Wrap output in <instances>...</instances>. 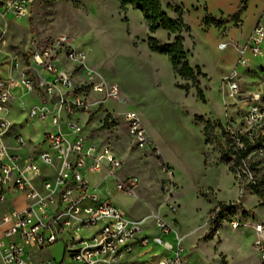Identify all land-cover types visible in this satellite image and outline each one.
Instances as JSON below:
<instances>
[{"label": "rangeland", "instance_id": "obj_1", "mask_svg": "<svg viewBox=\"0 0 264 264\" xmlns=\"http://www.w3.org/2000/svg\"><path fill=\"white\" fill-rule=\"evenodd\" d=\"M5 1L0 0V7ZM263 3L264 0H255L258 8L251 5L242 16L243 29L227 23L228 35L227 25L205 26L197 12L186 15L185 22L191 31H183L182 35L191 65L200 66L207 74L201 78L205 102L197 97L195 88L186 93L176 87V83L189 82L174 73L166 55L150 56L148 37L152 35L160 43H166V32L151 34L137 10L128 14V22L127 12L120 9L118 0H33L28 16L7 14L0 21V75L6 79L12 68L24 65L32 36L45 39L66 33L89 54L92 50L98 58L92 69L106 80H115L123 86V102L139 112L145 127L172 164L179 186L174 196L180 207L176 223L185 239L188 259L200 264H264L252 245L253 224L264 222L262 200L252 190L254 184L264 181V104L260 106L261 118L257 122L250 119L252 93L264 94V53L258 57L246 54L245 59L250 63L239 67V52L234 45L246 42L254 14ZM178 4L179 0H162L163 10L176 17ZM225 41L232 44L220 50L219 44ZM154 66L158 69L160 86L152 78L150 67ZM235 68L240 72L242 89L239 96L231 97L228 79ZM14 94L11 106V118L16 123L14 131L31 136L27 140L42 148L48 146L42 143L45 133L55 132L56 128L50 121L39 122L29 114L33 107H40L39 98L26 94L19 85ZM106 116L104 108L95 111L84 133L90 142L109 146L123 160L122 176L136 174L137 194L114 193L111 202L128 217L144 219L157 211L163 201L161 167L138 150L120 121L110 115L104 125ZM198 116L211 122L221 119L224 130L236 137L237 146L243 147L240 141L248 139L251 143L258 142L260 147L248 154L242 166H234V145L226 144L218 127L212 135L205 136L203 125L196 120ZM63 128L67 132L66 123ZM90 180L93 184L99 182L94 176ZM110 184H99L103 198L109 197ZM221 204L230 206L223 217L218 215ZM232 217L242 218L246 225L231 230L228 221ZM64 250L65 241L60 240L42 252L31 253V257L34 261L52 259L54 264H76ZM162 251V247L150 244L132 259H147Z\"/></svg>", "mask_w": 264, "mask_h": 264}, {"label": "built area", "instance_id": "obj_2", "mask_svg": "<svg viewBox=\"0 0 264 264\" xmlns=\"http://www.w3.org/2000/svg\"><path fill=\"white\" fill-rule=\"evenodd\" d=\"M32 1L6 0L0 7V21L7 14L28 16ZM263 42L261 17L246 43L234 44L239 52L238 66L246 64V54H261ZM231 44L225 41L218 47L224 50ZM239 73L235 68L228 79L231 97L239 96L242 89ZM78 74H82L80 83L75 79ZM18 85L41 102L40 107L30 110V116L39 122L50 121L56 128L55 132L45 133L42 143L48 146L33 144L27 155L15 152L29 143L14 131L11 118ZM251 99L254 104L250 106V119L257 122L264 94L253 92ZM108 100L123 101L121 84L106 80L93 70L87 50L66 33L45 39L32 36L24 65L12 68L6 79L0 75V204L13 193L26 199L23 207L0 216L1 264H54L52 259L34 261L31 253L42 252L60 240L65 241V255L76 264H125L128 257L150 244L162 247L163 251L135 264H200L186 260L185 239L176 223L180 207L174 197L179 190L174 170L133 108L107 114L120 121L135 146L160 165L163 201L157 211L144 219L128 217L111 202L113 192L137 194L139 179L122 176L123 161L114 151L90 142L84 134L90 117ZM92 105H96L95 110ZM63 123L72 138L62 132ZM93 175L111 180L113 188L108 198H103L91 182ZM228 224L236 231L246 221L232 217ZM252 229V245L264 263V223L256 222Z\"/></svg>", "mask_w": 264, "mask_h": 264}, {"label": "trees", "instance_id": "obj_3", "mask_svg": "<svg viewBox=\"0 0 264 264\" xmlns=\"http://www.w3.org/2000/svg\"><path fill=\"white\" fill-rule=\"evenodd\" d=\"M249 0H240V6L237 12L229 18L236 25L241 20V13L247 8V3ZM120 4V9L127 12V7L132 6L134 9L139 10L144 20L149 28L151 34H154L158 30H164L168 32L169 37L172 34L175 36L167 43H160L159 40L150 35L148 37V46L151 52L166 55L173 67L174 73L183 80L188 81V84L176 83V87L189 93L191 88L196 89L197 97L205 102V96L203 89L201 88V78H206L207 74L202 71L200 66H192L189 61V51L185 48V39L182 35L183 31H191L189 25H187L180 13L178 8L175 9L179 15L176 19H173L166 11L162 8V0H118ZM227 20L216 19L210 15H206L203 18V23L205 26H215L217 28L226 27L225 23ZM264 71V68H263ZM110 114H107L104 120V125L108 123ZM196 120L203 125V132L205 136H210L214 132L215 128H219L222 132L223 137L226 139V144H233L235 147V160L234 166H242L243 161L248 156V154L256 151L260 144L258 142L251 143L248 139L240 141L243 143V147H239L236 144V137L231 136L229 132H226L220 124L219 120L211 122L208 119H204L202 116L196 117ZM262 182H257L252 186L253 192L262 200L261 205L264 206V188L262 187ZM230 209L227 204H221L219 208L218 215L223 217L224 213Z\"/></svg>", "mask_w": 264, "mask_h": 264}, {"label": "crops", "instance_id": "obj_4", "mask_svg": "<svg viewBox=\"0 0 264 264\" xmlns=\"http://www.w3.org/2000/svg\"><path fill=\"white\" fill-rule=\"evenodd\" d=\"M179 7L178 8L180 10V13L182 15V18L185 22V17L187 14H191L193 12H197V14L200 16V18H204L206 15H210L211 17L213 18H216V19H222V20H227V22L225 23V26L227 25V23H230V24H234L233 21L229 20V18H231L238 10L239 6H240V0H189L188 2L185 1V0H179ZM251 5H254L255 8L257 9L258 6L255 5V0H249L248 3H247V8L241 13V20H242V16L244 17V15L248 12V10L250 9ZM252 9V8H251ZM133 10H136L134 9L132 6H128L127 7V14H126V18L129 22V13ZM139 11V10H137ZM140 12V11H139ZM138 12V13H139ZM169 14V13H168ZM170 15V14H169ZM173 19H176L177 17L173 14V15H170ZM264 16V3L263 5L261 6L260 10L258 11L257 10V13L254 14V20H253V27L249 33V36L255 26V24L258 22V20H260L261 17ZM264 18V17H263ZM186 23V22H185ZM187 24V23H186ZM188 25V24H187ZM237 25H239L241 27V29H243V26H244V20H242V22L238 23ZM228 25H227V35H228ZM161 31H164V30H158L157 32H155L153 35H156L158 32H161ZM166 32V31H165ZM166 41L169 42L170 41V38H173L175 35L172 34L171 37H169L168 35V32H166ZM248 36V37H249ZM247 41V40H246ZM166 42V43H167ZM185 43V42H184ZM246 43V42H245ZM239 44V43H238ZM244 44V43H243ZM88 52V51H87ZM150 56H153L154 52H150ZM264 51L262 50V53L259 54V55H263ZM257 55V57L259 56ZM239 58V56H238ZM237 58V60H238ZM97 57L93 54L92 50L90 52V54L88 53V63L90 66H93V64L97 61ZM102 59V58H101ZM246 62L250 63V60L249 59H246ZM233 67V66H232ZM150 70H151V74H152V78H154V81L160 86L161 82H160V79L158 78V69L156 68V66L154 67H150ZM75 79L78 81V83H80L82 81V74H78L76 75ZM162 86V85H161ZM122 88V92L124 91V88L123 86H121ZM36 96V95H35ZM105 104H107V107H105ZM104 104V109L106 111V113H112V112H115V113H118V112H122L128 108H130L131 106L126 103V102H123V101H114V100H108L106 101ZM91 108H93L94 110L96 109V105H92ZM102 108V109H103ZM117 111V112H116ZM16 125V123H15ZM22 130V129H21ZM61 130L63 133L66 134V136H68V138H72V134H70L68 128H67V132L64 131V128H63V125L61 127ZM148 130V129H147ZM21 134L24 136V134L22 133V131H20ZM149 132V130H148ZM150 133V132H149ZM86 134V133H84ZM152 136V135H151ZM28 137H31V136H24V138L27 140ZM40 138V137H39ZM154 139V138H153ZM29 141L28 145L26 146V148H22V149H16L15 152L16 153H19V154H22V155H27L28 153H31V151L33 150V142L32 140H27V142ZM31 141V142H30ZM39 141V139L37 140ZM133 141V140H132ZM156 142V141H155ZM157 143V142H156ZM36 144V142H35ZM159 146L160 144L157 143ZM37 149H40L41 147L39 146H36ZM161 148V146H160ZM162 149V148H161ZM139 150V149H138ZM24 152V153H22ZM120 152V151H119ZM162 152L163 149H162ZM121 153V152H120ZM122 154V153H121ZM117 155V154H116ZM125 156V155H124ZM163 156H164V159L165 161L172 167V164L170 162V160L168 159V157H166V155L163 153ZM119 157V156H118ZM120 158V157H119ZM122 160V159H121ZM123 161V160H122ZM136 176V174H127L125 176ZM94 177H97V179L99 180L98 184H95L96 185V188L98 191L101 192V188L99 186V184L101 183H104V182H111V180L109 179H106L104 180V177L103 175H93ZM124 176V177H125ZM92 177V176H91ZM137 177V176H136ZM162 179H163V176H162ZM161 184H162V180H161ZM161 184H160V187H161ZM111 187H110V192L112 191V182H111ZM109 192V194H110ZM116 194L117 192H113V194ZM119 194V193H118ZM112 197H115V196H111ZM19 201H21L22 203H18ZM26 204V199L24 196H22L21 194H9L7 199L0 204V216L3 214V213H6L8 211H10L11 209L13 208H21L23 207L24 205ZM135 219H138V218H135ZM179 222V219L177 218V223ZM264 223V222H263ZM168 240H171V237H167ZM138 252L140 251H136L134 254H132L130 257H128V261L127 263L125 264H135L137 261L139 260H142L139 259V260H133L132 259V256L135 255V254H139ZM144 253V252H143ZM188 254H186V260L188 262H195V261H191L188 259ZM197 262V261H196ZM199 263V262H198ZM0 264H1V261H0Z\"/></svg>", "mask_w": 264, "mask_h": 264}, {"label": "water", "instance_id": "obj_5", "mask_svg": "<svg viewBox=\"0 0 264 264\" xmlns=\"http://www.w3.org/2000/svg\"><path fill=\"white\" fill-rule=\"evenodd\" d=\"M242 86V85H241ZM219 122H220V124H222V121H221V119H219Z\"/></svg>", "mask_w": 264, "mask_h": 264}]
</instances>
